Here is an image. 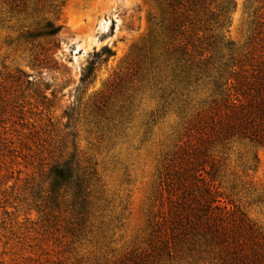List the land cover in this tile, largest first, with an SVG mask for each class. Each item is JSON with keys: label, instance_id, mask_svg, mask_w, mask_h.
Wrapping results in <instances>:
<instances>
[{"label": "trees", "instance_id": "1", "mask_svg": "<svg viewBox=\"0 0 264 264\" xmlns=\"http://www.w3.org/2000/svg\"><path fill=\"white\" fill-rule=\"evenodd\" d=\"M248 1L261 4L253 14L264 10V0ZM153 3L157 13L148 19L145 45L130 55L124 73L90 97L93 118L107 121L110 131L124 129L137 93L145 90L155 101L146 129L166 116L176 119L172 143L158 162L145 242L109 264H264V226L233 204L220 186L228 175L239 181L255 174L257 151L264 150V16L253 20L247 42L236 47L227 37L232 0ZM27 8L25 2L10 6L17 13ZM23 28L15 41L32 44L53 40L62 26L35 18ZM52 49L33 56L37 67L57 64V47ZM114 56L109 46L93 52L73 89L74 102L63 113L62 129L19 126L16 121L28 123L29 118L17 103V88L29 86L27 92L44 110L51 107L55 91L48 96L49 88L32 90L38 83L20 70L2 76L0 195L29 202L46 232L62 230L78 238L92 216L96 163L79 149L74 123L96 67ZM133 77L138 85L125 90L122 86ZM116 97H122L117 107ZM232 156L241 176L229 169ZM257 201L264 203V188Z\"/></svg>", "mask_w": 264, "mask_h": 264}, {"label": "rangeland", "instance_id": "2", "mask_svg": "<svg viewBox=\"0 0 264 264\" xmlns=\"http://www.w3.org/2000/svg\"><path fill=\"white\" fill-rule=\"evenodd\" d=\"M12 1L19 6L25 2L28 8L23 13L11 11ZM232 1L235 7L228 14L227 37L236 47H242L253 20L263 17L264 10L253 14V9L261 4ZM156 13L153 0H0V83L3 74L20 70L38 83L32 90L36 86L41 90L49 88L48 96L55 91L51 107L44 110L34 102L36 97L27 92L29 86L17 88L21 90L17 103L29 118L28 123L16 121L19 126L29 130L49 125L62 129L66 123L63 113L74 102L73 89L93 52L103 46L115 52L107 63L96 67L94 82L81 96L74 123L79 149L96 163V180L90 186L94 206L89 222L78 238H70L62 230L46 232L29 202L21 196L2 198L0 195L3 222L0 223V264H109L143 246L158 162L172 143L176 119L166 116L146 129L155 101L151 98L153 94L145 90L137 93L131 119L124 129L110 131L107 121L97 123L93 118L90 97L105 90L119 72H125L130 55L145 45L150 31L148 19ZM35 18L51 20L62 28L53 40L16 42L24 31L23 26ZM53 45L57 47L54 51L57 64L45 69L37 67L33 56L54 50ZM136 82L133 77L122 87H135ZM123 88L122 94L128 95ZM121 101L122 97H116L113 105L117 107ZM257 155L255 174L249 172L246 178L237 181L228 175L229 170L220 186L233 204L264 226V203L257 201L258 193L264 188V150H258ZM236 160L232 156L229 169H235L236 176H241Z\"/></svg>", "mask_w": 264, "mask_h": 264}]
</instances>
